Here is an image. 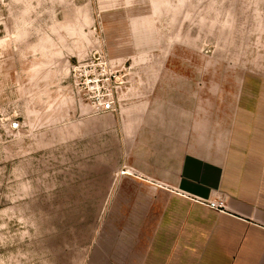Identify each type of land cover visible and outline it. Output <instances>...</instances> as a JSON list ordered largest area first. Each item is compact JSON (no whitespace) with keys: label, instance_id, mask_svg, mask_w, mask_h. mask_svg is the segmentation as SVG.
Instances as JSON below:
<instances>
[{"label":"rangeland","instance_id":"374dc122","mask_svg":"<svg viewBox=\"0 0 264 264\" xmlns=\"http://www.w3.org/2000/svg\"><path fill=\"white\" fill-rule=\"evenodd\" d=\"M87 60L117 71L113 111L79 92ZM238 64H264V0H0V264H85L143 187L144 86L177 68L218 101Z\"/></svg>","mask_w":264,"mask_h":264},{"label":"crops","instance_id":"0c3cea01","mask_svg":"<svg viewBox=\"0 0 264 264\" xmlns=\"http://www.w3.org/2000/svg\"><path fill=\"white\" fill-rule=\"evenodd\" d=\"M238 65L218 101L177 68L144 86L125 173L143 187L85 264H264V64Z\"/></svg>","mask_w":264,"mask_h":264},{"label":"built area","instance_id":"2783aa9c","mask_svg":"<svg viewBox=\"0 0 264 264\" xmlns=\"http://www.w3.org/2000/svg\"><path fill=\"white\" fill-rule=\"evenodd\" d=\"M75 83L79 92L99 111H113L115 108V93L118 91L117 71L112 64L97 63L94 60L81 62L73 67ZM15 121L12 128H17ZM213 208H222L221 199L208 202Z\"/></svg>","mask_w":264,"mask_h":264}]
</instances>
